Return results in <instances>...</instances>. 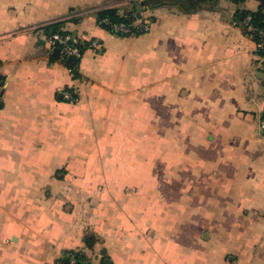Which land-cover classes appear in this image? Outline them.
Segmentation results:
<instances>
[{
  "label": "crops",
  "instance_id": "1",
  "mask_svg": "<svg viewBox=\"0 0 264 264\" xmlns=\"http://www.w3.org/2000/svg\"><path fill=\"white\" fill-rule=\"evenodd\" d=\"M133 1L0 0V264L68 251L92 264H264V62L242 25L264 0L167 3L138 37L97 27L98 11ZM57 21L102 45L83 53L80 80L51 58L42 28ZM154 105L176 129L155 203L106 178L134 174L131 143Z\"/></svg>",
  "mask_w": 264,
  "mask_h": 264
},
{
  "label": "rangeland",
  "instance_id": "2",
  "mask_svg": "<svg viewBox=\"0 0 264 264\" xmlns=\"http://www.w3.org/2000/svg\"><path fill=\"white\" fill-rule=\"evenodd\" d=\"M135 1L136 3H139L141 0ZM153 108L154 110L152 112V119L151 121L147 119L146 122L147 127L144 126V121L138 120L136 141L131 143V151H136V157L130 160V166L135 168L134 174L132 173V170H129L127 171L129 172L127 175H116L106 178L109 179V182L119 184L123 183L124 185H127L124 195H131L130 197H135L137 195V199H142L143 195L146 196L147 194V200H152L155 203L160 200L164 201V167H167L168 165L171 167L170 164L172 162L174 163L173 166L175 167V160L171 158L175 156L176 151V129L164 127V105H154ZM112 147H114V145ZM101 162L102 161L95 160L89 161L90 164H95V166L98 164L102 165L103 162ZM115 163L116 161L113 159L104 161V164H106L108 167L118 166V164L115 165ZM140 185L152 186L151 191L146 193L132 191V188L134 189L136 186L139 190ZM66 193L69 194L66 189H63L57 192L56 196H60L61 198L62 195H65ZM107 194L108 200L119 197L116 196V194L114 195L113 191H110ZM80 196V193L72 195L73 198H79ZM44 197L48 200L49 195L45 194Z\"/></svg>",
  "mask_w": 264,
  "mask_h": 264
},
{
  "label": "trees",
  "instance_id": "3",
  "mask_svg": "<svg viewBox=\"0 0 264 264\" xmlns=\"http://www.w3.org/2000/svg\"><path fill=\"white\" fill-rule=\"evenodd\" d=\"M202 2L201 0H141L139 3H135L131 6L130 9H126L124 11H119L115 8H109V9H103L96 13V25L99 29H102L103 31L107 32L108 34H113V26L123 24V25H133L134 27L130 28V34L126 36H121V38H127V37H138L141 35H144L149 32L150 26L152 25L153 18L149 16H145V13L150 10H154L159 7H164V4H178L182 7H185V5L188 7H193L196 3ZM250 16L251 17V25L254 28L260 29L264 31V13L260 10H257L253 13H246L243 17ZM74 23L77 21L74 20ZM64 21H57L50 23L42 28L44 34L46 35V38H49L50 36L54 34L64 35V34H70L71 37L76 39L78 42L73 44L70 42L68 45L74 48H77L80 57L77 56H64L63 58L58 53L55 54L54 50L55 47H49L50 49V55L53 59H58L62 62V64L66 67V69L69 71V73L72 75L73 80H80V74H79V62L83 55V53L86 50H92L91 49V40H84L80 39L73 35L72 32L64 30ZM144 25L148 26V31H144L142 28ZM256 39V37H254ZM98 54L102 52V45L98 41ZM264 51H260L258 55H262ZM72 99L76 102L77 96L73 90H67L66 91ZM64 99V98H63ZM66 101V100H65ZM68 102V101H67ZM73 102V103H75ZM95 243V239L92 235L88 234L84 238V246L86 249H92L93 245ZM74 253L76 255V264H92L89 262V260L83 255L81 252H74V251H68L64 253L61 258L58 260L57 264H67L69 259L67 257V254ZM99 264H104V260H102Z\"/></svg>",
  "mask_w": 264,
  "mask_h": 264
},
{
  "label": "built area",
  "instance_id": "4",
  "mask_svg": "<svg viewBox=\"0 0 264 264\" xmlns=\"http://www.w3.org/2000/svg\"><path fill=\"white\" fill-rule=\"evenodd\" d=\"M242 25H243V32L244 35L254 42V47H255V52L256 55L264 62V53L262 55H258L260 51H264V31L254 28L251 25V17L250 16H245L243 17L242 20ZM134 27L133 25H123L119 24L116 26H113V36L115 37H121L126 36L130 34V28ZM142 28L144 31H148V26L144 25ZM256 37V39L254 38ZM49 47H55L56 49L59 50L60 56L63 58L64 56H77L80 57V53L77 48L71 47L68 44L72 42L73 44L77 43L78 41L71 37L70 34H64V35H59V34H54L50 36L49 38L46 39ZM91 49L95 52H98V40L93 39L91 44ZM64 100L73 103L75 102L72 97L65 92L63 94ZM260 129L262 131V134L264 136V115L262 117ZM67 257L69 259L67 264H76V255L74 253H69L67 254Z\"/></svg>",
  "mask_w": 264,
  "mask_h": 264
},
{
  "label": "water",
  "instance_id": "5",
  "mask_svg": "<svg viewBox=\"0 0 264 264\" xmlns=\"http://www.w3.org/2000/svg\"><path fill=\"white\" fill-rule=\"evenodd\" d=\"M54 53L58 55L59 53V50L58 49H55L54 50ZM104 264H111L110 261H108L107 259L104 260Z\"/></svg>",
  "mask_w": 264,
  "mask_h": 264
}]
</instances>
